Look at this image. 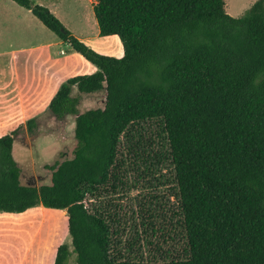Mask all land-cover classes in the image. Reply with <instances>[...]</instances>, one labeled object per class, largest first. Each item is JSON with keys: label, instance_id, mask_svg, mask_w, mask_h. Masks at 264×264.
I'll use <instances>...</instances> for the list:
<instances>
[{"label": "trees", "instance_id": "1", "mask_svg": "<svg viewBox=\"0 0 264 264\" xmlns=\"http://www.w3.org/2000/svg\"><path fill=\"white\" fill-rule=\"evenodd\" d=\"M12 1L97 71L68 79L48 107L59 122L75 118L76 140L72 159L47 167L50 184H23L14 156L39 118L0 138V212L66 211L54 264H264V0L240 18L225 0H94L100 36H118L122 58L96 52L48 8ZM102 91L105 107L80 113L81 95ZM150 124L176 172L186 237L171 261L126 258L117 217L98 204L125 185L124 148L136 159L135 136Z\"/></svg>", "mask_w": 264, "mask_h": 264}, {"label": "rangeland", "instance_id": "2", "mask_svg": "<svg viewBox=\"0 0 264 264\" xmlns=\"http://www.w3.org/2000/svg\"><path fill=\"white\" fill-rule=\"evenodd\" d=\"M56 1L67 2L65 11L71 15L74 25H77V21L82 17L86 18V10L91 8L84 0L82 5H73L71 0ZM257 1L259 0H225L226 11L230 16L240 18ZM67 29L73 33L68 27ZM116 45L120 49V44ZM105 102V91L81 95L79 111L84 113L88 110L103 109ZM74 123L73 116L59 122L50 113H46L38 119L35 135H29L27 138L24 134V137H21L14 148V156L22 168L25 183L32 171L35 180L37 179L36 184L41 186L51 183L52 174L47 167L74 157L76 147ZM139 132L135 136V143L140 144L138 157L134 159L129 145L124 148V155L128 158L125 185L114 193L103 191V197L99 199L98 204L117 217L113 218V227L117 230L120 251L126 258L149 262L171 261L181 256L187 249L185 232L178 217L176 172L167 157V146L161 130L155 124H150L144 125ZM47 135H53L55 141L42 142L41 138ZM150 144H154V152L149 149ZM33 215L34 213H29L19 218L0 217L2 242L0 247L8 249L20 247V244L15 245L16 241L20 242V237L31 230L30 226L28 227L29 223L26 224L25 221L33 218ZM42 215L44 218L67 217L64 212L57 213L52 210L45 211ZM57 222L53 226V220L47 219L46 223L49 226L45 232L48 229L49 233L54 234V243L66 234L64 242H67V224L61 219ZM69 264L75 263L71 261Z\"/></svg>", "mask_w": 264, "mask_h": 264}, {"label": "crops", "instance_id": "3", "mask_svg": "<svg viewBox=\"0 0 264 264\" xmlns=\"http://www.w3.org/2000/svg\"><path fill=\"white\" fill-rule=\"evenodd\" d=\"M32 1L48 8L66 28L72 30L78 39L96 52L116 58L124 56L123 44L118 36H100L92 7L94 0H84L91 8L86 10V18L82 17L77 21V25L73 24L71 15L65 11L67 2ZM82 1L71 0L73 5H82ZM118 43L120 49L116 47ZM96 71L95 65L76 53L71 46L64 44L30 10L12 0H0V138L11 134L31 119L45 115L51 101L68 79L91 75ZM25 134L27 138L30 135L27 131ZM20 139L15 141L14 148ZM41 139L42 142L48 143L55 141L53 135H47ZM17 162L19 163L18 160ZM33 178L32 171L28 175L27 183L23 181L22 176L21 181L25 185L39 187L40 185L35 182L37 179ZM45 211H49L48 208L37 206L21 214L0 212V217L15 218L34 213L33 218L25 221L26 224L29 223L28 227L30 226L31 230L20 237V242L16 241L15 245L20 244V247L15 249L0 247V264L55 263L58 247L64 242L66 234L54 243V234L49 233L48 229L45 232L49 226L46 222L47 219H52L55 226L58 223L57 220L61 219L65 221L68 228V216L44 218L42 214ZM64 213L67 214L66 211ZM11 235L17 237V235ZM1 243L0 241V245Z\"/></svg>", "mask_w": 264, "mask_h": 264}]
</instances>
